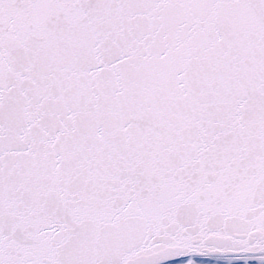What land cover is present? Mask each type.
Returning a JSON list of instances; mask_svg holds the SVG:
<instances>
[{
  "label": "snow or ice",
  "instance_id": "obj_1",
  "mask_svg": "<svg viewBox=\"0 0 264 264\" xmlns=\"http://www.w3.org/2000/svg\"><path fill=\"white\" fill-rule=\"evenodd\" d=\"M264 264V0H0V264Z\"/></svg>",
  "mask_w": 264,
  "mask_h": 264
},
{
  "label": "rangeland",
  "instance_id": "obj_2",
  "mask_svg": "<svg viewBox=\"0 0 264 264\" xmlns=\"http://www.w3.org/2000/svg\"><path fill=\"white\" fill-rule=\"evenodd\" d=\"M196 261H197V264H215L214 261L202 260L201 258H197V257H196ZM172 264H184V261L175 262Z\"/></svg>",
  "mask_w": 264,
  "mask_h": 264
},
{
  "label": "water",
  "instance_id": "obj_3",
  "mask_svg": "<svg viewBox=\"0 0 264 264\" xmlns=\"http://www.w3.org/2000/svg\"><path fill=\"white\" fill-rule=\"evenodd\" d=\"M184 259H186V258H184ZM181 260H182V259H181ZM174 261H178V260L169 261L168 263H170V262H174Z\"/></svg>",
  "mask_w": 264,
  "mask_h": 264
}]
</instances>
